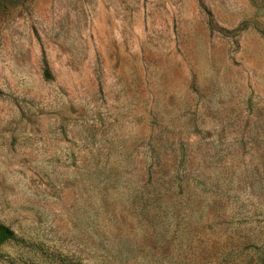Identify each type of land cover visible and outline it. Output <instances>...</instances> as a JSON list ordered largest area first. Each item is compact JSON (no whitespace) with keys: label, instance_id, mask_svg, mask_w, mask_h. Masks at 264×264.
Returning a JSON list of instances; mask_svg holds the SVG:
<instances>
[{"label":"rangeland","instance_id":"374dc122","mask_svg":"<svg viewBox=\"0 0 264 264\" xmlns=\"http://www.w3.org/2000/svg\"><path fill=\"white\" fill-rule=\"evenodd\" d=\"M0 223V264H261L264 0H0Z\"/></svg>","mask_w":264,"mask_h":264},{"label":"trees","instance_id":"16d2710c","mask_svg":"<svg viewBox=\"0 0 264 264\" xmlns=\"http://www.w3.org/2000/svg\"><path fill=\"white\" fill-rule=\"evenodd\" d=\"M42 64H43V76L46 80H49L52 78V74L50 71V68L48 66L47 60H46V56L44 51L42 50ZM16 239V235L13 232L12 229H10L8 226L0 223V246L2 244L11 242V241H15ZM1 255V253H0ZM261 264H264V259L260 260Z\"/></svg>","mask_w":264,"mask_h":264}]
</instances>
